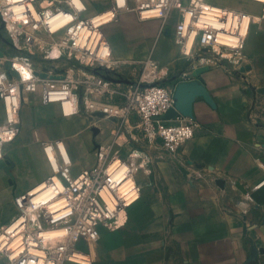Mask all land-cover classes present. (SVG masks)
Segmentation results:
<instances>
[{
    "label": "built area",
    "instance_id": "1",
    "mask_svg": "<svg viewBox=\"0 0 264 264\" xmlns=\"http://www.w3.org/2000/svg\"><path fill=\"white\" fill-rule=\"evenodd\" d=\"M58 1L41 0L38 15L30 12L13 14L6 6H3L4 10L0 7V23L4 22L2 33L5 32L8 43L16 50V54L7 55L1 49L4 56H0V100L4 104L5 122H0V159L3 158L4 143L13 141L20 132L24 94L28 90H37L41 82H45L47 102H52L53 97H70L74 103L73 113H76L80 110L81 96L86 113L104 111L106 116L120 120L121 125L114 130L110 143L96 147V163L77 175L70 172L72 161L64 152L65 141H43V149L53 169L42 182L48 195L44 201L36 202L34 189H31L15 197L18 214L10 223L0 226V263L90 264L88 255L76 248L77 243L83 238L97 239L101 227L116 230L125 225L128 207L141 196L137 174L141 170L149 171L152 161L150 154L133 144L126 153L123 151L128 140L121 141V137L124 130L132 128V116L138 117L136 125L148 144L161 142L170 151L195 134L197 123L193 118L181 114L164 118L175 106L173 90L161 83L169 74L167 67H160L156 61L148 59L139 78L122 86L124 80L112 75L116 63L100 32L104 15L85 17L82 15L84 5L75 7L65 0L60 6ZM256 1L262 3L260 16L211 0H115V4L119 8L132 5L142 18L156 12L165 22L176 10L179 16L173 35L184 55L194 57L198 54L201 61L227 59L239 64L246 58L244 47L251 24L264 19V0ZM59 11L71 12V17L53 30L47 19ZM7 32L11 38L6 36ZM42 33L50 37V43L46 44ZM195 41L199 44L196 49ZM33 47H37L46 60L75 59L82 67L69 65L62 77H40L36 71H43L46 66L31 58ZM24 50L29 53L22 52ZM207 52L212 54L208 56ZM9 62L16 74L8 72L6 65ZM48 73L54 75L50 68ZM115 95H121L122 100L114 103L113 114L96 109L95 102L99 101L94 100V96L112 101ZM173 120L175 122H171ZM132 138L137 140L133 135ZM50 151L59 157L56 166L49 156ZM250 199L251 195L246 192L242 203ZM64 221L67 224L62 233L55 237L45 235L51 222L59 225Z\"/></svg>",
    "mask_w": 264,
    "mask_h": 264
},
{
    "label": "crops",
    "instance_id": "2",
    "mask_svg": "<svg viewBox=\"0 0 264 264\" xmlns=\"http://www.w3.org/2000/svg\"><path fill=\"white\" fill-rule=\"evenodd\" d=\"M82 1L85 17L112 11V17L101 24L100 32L119 67L116 71L125 82L122 86L137 80L144 62L152 59L160 67L169 69L168 76L161 81L169 89L176 91L179 83H195L198 88L190 106L191 118L197 123L195 134L173 151L161 142L148 144L136 125L138 117L132 116V128L124 130L121 137V141L128 140L123 151L126 153L133 144L150 154L152 161L149 171L138 172L141 196L128 207L127 223L116 230L136 237L150 231L146 227L159 217L162 223L173 225V234H181V227L190 222L187 211L193 205L200 210L203 227H221L219 233L225 234L226 241H220L222 245L218 249L227 251L233 259L231 264H238L240 258L242 264H264V91H261L264 89V19L251 24L244 47L246 58L241 63L227 59L197 63L193 57L181 53L180 45L166 25L170 17L166 22L162 17L142 18L132 5L119 8L115 0ZM227 6L262 15V3L256 0H244L243 6ZM174 43L177 46H172ZM0 48L7 55L16 53L4 40H0ZM200 66L207 69L194 75ZM28 97L23 100L24 104L33 103L27 101ZM121 100V95H115L112 101ZM29 110L22 116L21 106L20 132L13 141L3 145L0 226L10 223L18 214L15 197L33 189L53 173L42 144L48 135L42 132L41 121H34L33 105ZM112 120L115 126L109 137L94 144L87 126L80 121L73 127H65L69 135L53 139L65 141L64 152L71 157L73 175L93 166L97 160L96 147L112 141L114 130L121 125L120 120L114 117ZM0 122H5L1 103ZM51 154L59 164L58 155ZM218 178L224 180V186L216 182ZM238 182L252 198L245 204L242 201L246 192L237 186ZM103 231L114 230L101 227L100 233ZM174 253L167 254L180 256Z\"/></svg>",
    "mask_w": 264,
    "mask_h": 264
},
{
    "label": "rangeland",
    "instance_id": "3",
    "mask_svg": "<svg viewBox=\"0 0 264 264\" xmlns=\"http://www.w3.org/2000/svg\"><path fill=\"white\" fill-rule=\"evenodd\" d=\"M211 1L218 2L225 6H243L244 0ZM36 2H34V4L37 11H39L41 9V6H39L41 0H36ZM58 4H60V6H63L65 4V0H59ZM0 7L2 10H4L3 6L0 5ZM178 16V11H172L170 14V23H166L172 33L175 24L174 22L175 20H177ZM41 35L43 36L44 40H46V44L50 43L51 40L49 36H47L45 33H42ZM6 36L11 38V35H9L8 32ZM197 42L198 41H195V49L198 48L199 45ZM175 45L176 44L174 43L172 46ZM31 50L33 51L32 53H30L31 58L34 59L38 64H42L50 68L51 72L54 75H58V77H62L61 75L64 74V70L67 69L69 65L82 67L81 64L75 59L46 60L43 58L44 54L37 47L31 48ZM180 51L182 53L181 48ZM22 52L29 53L27 50H24ZM198 52L201 53L202 51ZM202 54L206 55L205 53ZM207 54L208 56H210L212 52H207ZM200 57L201 56H199L198 54H195L192 60H195V62L197 63L206 62L198 61ZM208 62L212 63L211 61ZM108 63L111 62L108 61ZM0 66L2 67V63H0ZM117 69H119V67H116V70ZM112 75L114 76V78L122 79L121 75L117 73V71H113ZM44 83L45 82H41L37 90H28L24 94L23 100H25L26 96L28 95L29 97L27 101L29 102L30 100H32L33 103L24 104V102L22 101V116L29 112L30 105H33L34 110L32 114L34 121L40 120V128L42 132L45 136L48 135V137L46 136L47 138L44 140L51 141L58 136L66 137L70 134V131H67L65 127H73L74 124H77L79 121L84 122L87 126L88 130L90 131V138L93 144L97 143V141L102 138L107 139L109 137L110 130L113 126H115L112 120L113 117L94 116V118L90 119L88 118L89 116H85V114L83 115L81 110V96H79L80 110L76 112L79 114L74 116L66 114L65 112H63L62 105L59 101L47 102L45 100ZM173 92H175L174 89ZM93 98L94 100L99 101L95 102L96 109H104L110 114L114 113L115 101L105 100L104 98L102 99L97 96H94ZM0 103L4 107L2 100H0ZM80 143H82V140ZM187 212L188 214H190V222L186 224V226L181 227V234H173V225H171L169 222H166V224L165 222L162 223L161 218L158 217L152 219L151 225L146 227V229L150 231L141 232L136 237L128 234L127 232H121L120 230L103 231L100 233L97 239H80L76 245V248L88 255V257L90 258V264H231V261L233 259L228 257L227 251H220L218 249V246L222 245L220 241H223V243H225L226 241V237L224 236L225 234L219 233V229H221V227H203L201 225V213L197 206L191 205L190 209H188ZM127 215L128 221L130 214L127 213ZM53 224L55 223L51 222L49 228L65 227L67 222L64 221L59 225ZM204 228H206L207 231H205ZM239 228L241 230V226ZM252 233H255L253 229ZM216 249H218L219 251ZM171 252H173V254H175L174 252H176L177 254H180V256H169L167 253ZM251 260L253 261V259ZM238 262V264H242V259L240 258ZM246 264L249 263L246 262Z\"/></svg>",
    "mask_w": 264,
    "mask_h": 264
},
{
    "label": "bare ground",
    "instance_id": "4",
    "mask_svg": "<svg viewBox=\"0 0 264 264\" xmlns=\"http://www.w3.org/2000/svg\"><path fill=\"white\" fill-rule=\"evenodd\" d=\"M69 1H71V3L75 7H79L80 8L83 5V1L82 0H69ZM0 4L2 6H6V9L9 10V12H11L13 14H21V13L30 12L32 15H34V14L38 15V12H37L35 4L32 1H30V0H0ZM70 17H71V12L65 13L64 11H59V12H56L55 14H53L47 20H49L51 28L53 30H56L58 27H60L66 21H68V19H70ZM111 17H112V11L111 12L109 11L106 14H104V19L105 20L106 19L109 20ZM148 17H159V15L156 12H150V14H148ZM192 38H193V36H191L189 38V44H191ZM221 41H225V39H222ZM0 82H2L1 75H0ZM57 99H63V97H53V98H51L52 101H58ZM59 102L61 103L63 111L66 114H72L74 112L73 111L74 103H73V100L70 97L64 98L62 101L59 100ZM51 152H54V151H50L49 152V156L51 157V160H52L53 164L56 166L58 164H56L55 159H53V157L51 156L52 155ZM33 189L34 190H33L32 193L35 195L34 196L35 201L36 202L44 201V199L48 195V189L44 185H42V183H40L39 185H37ZM64 229H65L64 227L50 228V229H47L45 231V235L51 236V237H55L58 234L62 233L64 231Z\"/></svg>",
    "mask_w": 264,
    "mask_h": 264
},
{
    "label": "water",
    "instance_id": "5",
    "mask_svg": "<svg viewBox=\"0 0 264 264\" xmlns=\"http://www.w3.org/2000/svg\"><path fill=\"white\" fill-rule=\"evenodd\" d=\"M4 28V22L0 23V40H4L8 42L7 38L3 36L2 30ZM0 56H4V52L0 48ZM6 68L10 74H16V71L12 69L11 63H7ZM205 69H207V66H200L197 67L194 71V75H200ZM108 73L110 72L109 70H106ZM36 74L39 75L40 77H56L57 75H52L48 73V68L45 67L43 71H36ZM109 79H114L111 77V75H107ZM198 91V88L196 87L195 83H179L176 87V91L174 92V98H175V106L173 109H171L165 116L164 118H175L177 115L181 114L183 116H189L193 117L192 113L190 112V106H191V101L193 99V96L196 94ZM261 91H264L261 90ZM81 110L85 112L84 108L81 107ZM90 119L94 118V116H99V117H104L106 116L104 111L98 110L93 112L92 114L86 113ZM184 170V168H183ZM216 182L220 186H224V180L221 178L216 179ZM237 186L241 189H243L244 192L247 190L244 188V186L238 182Z\"/></svg>",
    "mask_w": 264,
    "mask_h": 264
}]
</instances>
